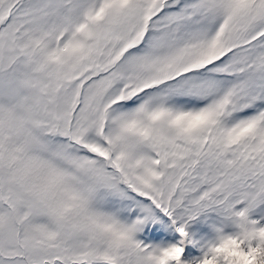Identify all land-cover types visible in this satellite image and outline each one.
Wrapping results in <instances>:
<instances>
[{"label": "snow or ice", "instance_id": "obj_1", "mask_svg": "<svg viewBox=\"0 0 264 264\" xmlns=\"http://www.w3.org/2000/svg\"><path fill=\"white\" fill-rule=\"evenodd\" d=\"M0 264H264V0H0Z\"/></svg>", "mask_w": 264, "mask_h": 264}]
</instances>
